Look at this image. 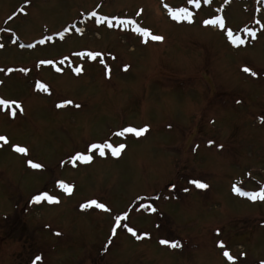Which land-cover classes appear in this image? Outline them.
<instances>
[{"label":"rangeland","instance_id":"374dc122","mask_svg":"<svg viewBox=\"0 0 264 264\" xmlns=\"http://www.w3.org/2000/svg\"><path fill=\"white\" fill-rule=\"evenodd\" d=\"M198 3L0 0V264H264V0Z\"/></svg>","mask_w":264,"mask_h":264},{"label":"snow or ice","instance_id":"6c2138e0","mask_svg":"<svg viewBox=\"0 0 264 264\" xmlns=\"http://www.w3.org/2000/svg\"><path fill=\"white\" fill-rule=\"evenodd\" d=\"M189 3H194L197 7H199V3H198V0H188ZM167 7V5H165ZM23 11V10H22ZM93 16L96 15L95 12L92 13ZM170 15L172 16L173 19L175 20H189L191 21V17L193 15L192 12H190L187 8L185 7H182V8H179L177 11H171L170 10ZM106 19V18H104ZM108 22V25L111 26L112 25V22L109 20L107 21ZM121 24H134L135 21H132V20H120L119 21ZM204 24L205 25H219L220 27H224V21L222 18H216V19H213V20H205L204 21ZM76 31H80L79 29H76ZM136 31L138 33H140L141 35L143 36H150L152 40L154 41H162L163 40V37L160 36V35H153L151 34L147 29H143V28H140V27H137L136 28ZM249 32V35L250 36H255V33L254 32H251L250 30H246ZM228 36L229 38H232V42L234 44L236 43H242V41L240 40L239 37H235L233 38V33L231 31H228ZM48 40H51L52 37L49 36L47 37ZM40 43H44L43 40L40 41ZM0 47H2V45H0ZM89 56H95L96 54L94 53H88ZM40 63H51V61H41ZM20 71L24 72L26 71V69H20ZM75 71L77 73L81 72L82 69L80 68H76ZM243 71L245 72H250L251 75L255 76L257 73L252 71L250 68L248 67H244L243 68ZM36 87L38 89H45V85L42 84V83H37L36 84ZM65 103H72L71 101H66ZM10 104H16L15 101H7V100H4V99H0V105H3V106H9ZM16 107L17 108H20V105L19 104H16ZM22 110V109H21ZM16 112H15V109L12 110V115L15 116ZM147 129L146 128H141V129H136V128H132V127H128V128H124L120 133H118V135H124L125 133H134L135 135L139 136L141 135L143 132H145ZM0 141H4L5 143H7V138L4 137V136H0ZM124 147V145H120L119 147H113L111 144H108V143H103V144H96V143H93L91 145H89L88 147V152L91 153V152H97L101 157H103L105 155V150L106 149H109L111 150V153L113 155H118L120 150ZM17 152L19 153H23V154H27V149L24 148V147H20V146H16V149H15ZM73 160L76 161V160H79V161H84V162H90L92 160V155L91 154H84V153H77L74 157H73ZM28 163L30 164V166L32 168H35V169H39L42 167L41 164L39 163H34L32 162L31 160L28 161ZM59 183V186L66 192V193H69L71 194L72 192V188L71 186H69L68 184L60 181L58 182ZM193 184H195L197 187L199 188H206L207 185L200 182L199 180H193L192 181ZM234 191L237 192L238 194H241V195H244V196H247L249 199H251L252 201H256V200H261V201H264V189H261L260 191L258 192H252V193H248V192H243L239 187H234ZM34 201L36 202H40L42 200H46L48 202H59L58 201V198L53 196V195H50L48 194L47 192H44V193H41L39 195H36L35 197H33ZM91 205H95V207L97 208H100V209H103V210H108L106 205L103 204V203H98L96 200H92L90 201L89 204H85V205H81V207H89ZM119 221H120V217L117 216L116 218V223L119 224ZM128 231L131 232L133 235H136V233L133 231V229L131 228H128ZM57 235H59V233H56ZM113 234H115V229H113ZM162 243H165V244H170V246L172 247H179V243L178 242H175V241H168V240H165V241H162ZM221 247H223V242H221ZM224 256H226L229 260H233V257L229 254V252L225 251L224 253ZM40 257H36V260H39Z\"/></svg>","mask_w":264,"mask_h":264},{"label":"flooded vegetation","instance_id":"af4514ba","mask_svg":"<svg viewBox=\"0 0 264 264\" xmlns=\"http://www.w3.org/2000/svg\"><path fill=\"white\" fill-rule=\"evenodd\" d=\"M36 195H38V194H36ZM35 195V196H36ZM34 196V197H35ZM34 199L33 198H30V201H28V203H27V207L28 208H38L39 207V203L40 202H36V201H33ZM18 208H16L15 207V211L17 210ZM19 210V209H18ZM27 211V210H26ZM17 212V211H16ZM25 214H27V212H25ZM16 216V215H15ZM29 216V215H28ZM10 217H11V215H9V217H7V219L6 220H8V219H10ZM5 220V219H4ZM36 257H39V255H35V257H33L30 261H29V263L28 264H41L40 263V261L39 260H36Z\"/></svg>","mask_w":264,"mask_h":264}]
</instances>
